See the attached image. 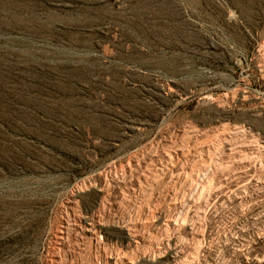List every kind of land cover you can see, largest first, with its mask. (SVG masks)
Masks as SVG:
<instances>
[{"label": "rangeland", "instance_id": "rangeland-1", "mask_svg": "<svg viewBox=\"0 0 264 264\" xmlns=\"http://www.w3.org/2000/svg\"><path fill=\"white\" fill-rule=\"evenodd\" d=\"M153 260L264 264V0H0V264Z\"/></svg>", "mask_w": 264, "mask_h": 264}, {"label": "bare ground", "instance_id": "bare-ground-1", "mask_svg": "<svg viewBox=\"0 0 264 264\" xmlns=\"http://www.w3.org/2000/svg\"><path fill=\"white\" fill-rule=\"evenodd\" d=\"M151 263V262H150ZM155 263L154 260L152 261V264ZM131 264H134V263H131Z\"/></svg>", "mask_w": 264, "mask_h": 264}]
</instances>
